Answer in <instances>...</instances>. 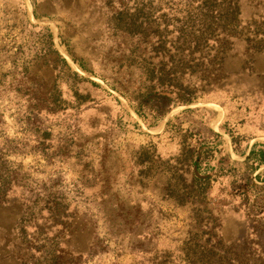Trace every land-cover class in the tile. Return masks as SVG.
Wrapping results in <instances>:
<instances>
[{"label": "rangeland", "instance_id": "obj_1", "mask_svg": "<svg viewBox=\"0 0 264 264\" xmlns=\"http://www.w3.org/2000/svg\"><path fill=\"white\" fill-rule=\"evenodd\" d=\"M253 148L264 0H0V264H264Z\"/></svg>", "mask_w": 264, "mask_h": 264}, {"label": "trees", "instance_id": "obj_2", "mask_svg": "<svg viewBox=\"0 0 264 264\" xmlns=\"http://www.w3.org/2000/svg\"><path fill=\"white\" fill-rule=\"evenodd\" d=\"M173 103V99L169 95H166L164 93H160L153 99L145 102L146 105H152V107L155 108L157 117L159 118L164 117L170 111ZM252 161L253 163L250 164V162ZM245 162L247 166H251L248 170L250 171V174L253 175L262 165H264V151H257L255 148H253L247 156ZM256 163H258L257 166H255ZM257 178H260V176L258 175ZM261 207L262 206H258L257 208L259 209L253 212H257L258 215L261 214L263 212V208ZM255 208L256 205L253 204L252 210H255Z\"/></svg>", "mask_w": 264, "mask_h": 264}]
</instances>
